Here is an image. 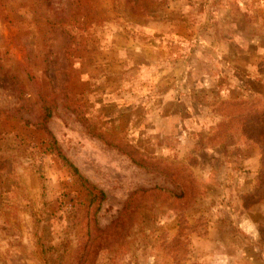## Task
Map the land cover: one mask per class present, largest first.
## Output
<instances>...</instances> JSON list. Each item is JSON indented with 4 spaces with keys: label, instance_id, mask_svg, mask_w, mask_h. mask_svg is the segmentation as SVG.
I'll list each match as a JSON object with an SVG mask.
<instances>
[{
    "label": "rangeland",
    "instance_id": "1",
    "mask_svg": "<svg viewBox=\"0 0 264 264\" xmlns=\"http://www.w3.org/2000/svg\"><path fill=\"white\" fill-rule=\"evenodd\" d=\"M0 264H264V0H0Z\"/></svg>",
    "mask_w": 264,
    "mask_h": 264
},
{
    "label": "trees",
    "instance_id": "2",
    "mask_svg": "<svg viewBox=\"0 0 264 264\" xmlns=\"http://www.w3.org/2000/svg\"><path fill=\"white\" fill-rule=\"evenodd\" d=\"M52 116V108L46 103H44V116L42 123V127L47 135V138L50 141V150L52 153H54L58 159L61 161V163L72 173V175L80 182L81 186L86 191V195L90 197L91 203H99L102 204L106 200V194L104 191L96 187L95 185H92L88 180H86L81 174L79 169L71 162V160L66 156V154L63 152L61 147L59 146L56 138L51 133V131L47 128L46 123L48 122V119H50ZM131 159L138 165L145 167L148 170L152 171H159L157 162H150L147 160H138V156L135 153L127 152ZM153 163V164H152Z\"/></svg>",
    "mask_w": 264,
    "mask_h": 264
}]
</instances>
